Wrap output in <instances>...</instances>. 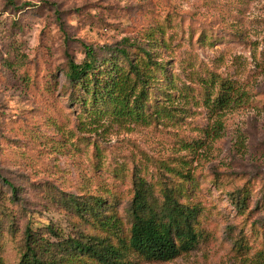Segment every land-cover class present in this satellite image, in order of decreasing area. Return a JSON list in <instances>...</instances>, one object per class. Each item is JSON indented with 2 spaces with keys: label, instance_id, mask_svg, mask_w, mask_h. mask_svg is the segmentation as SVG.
I'll use <instances>...</instances> for the list:
<instances>
[{
  "label": "rangeland",
  "instance_id": "rangeland-1",
  "mask_svg": "<svg viewBox=\"0 0 264 264\" xmlns=\"http://www.w3.org/2000/svg\"><path fill=\"white\" fill-rule=\"evenodd\" d=\"M14 3L0 0V264L20 263L28 227L52 264H97L66 244L127 241L138 180L158 202L182 189L200 237L170 262L128 263L264 264V0ZM125 40L166 69L145 89V120L66 78L83 45L107 57ZM73 200L94 210L81 217Z\"/></svg>",
  "mask_w": 264,
  "mask_h": 264
},
{
  "label": "trees",
  "instance_id": "trees-1",
  "mask_svg": "<svg viewBox=\"0 0 264 264\" xmlns=\"http://www.w3.org/2000/svg\"><path fill=\"white\" fill-rule=\"evenodd\" d=\"M14 6V0H6ZM151 34L147 35L150 38ZM85 59L76 63L67 57L66 78L72 88L82 90L90 96L93 103L112 105L114 115L144 119L143 104L145 89L153 80L157 70L166 72L164 65L157 62L150 47L143 44L122 41L121 46L108 47L107 57H100L95 48L83 45ZM133 49L137 53H133ZM137 87L139 88L137 91ZM224 94L218 97V103H225ZM15 194L16 188L8 183ZM162 201L154 199L151 187L142 180L134 182L133 197L129 208L131 228L127 241L119 240V246L95 244L90 241L73 240L68 248L75 254L87 255L97 264H130L126 261L128 253H135L148 262H170L181 255L188 254L198 244L199 233L196 220L201 214L198 205H184L180 202L182 189H161ZM244 203L245 197L241 199ZM237 198V207L240 208ZM100 206V203L98 204ZM73 212L83 217L93 209L92 204L71 201ZM51 234H55L49 229ZM26 230V252L19 264H52L44 259L38 240ZM41 250V251H40ZM42 257V258H41Z\"/></svg>",
  "mask_w": 264,
  "mask_h": 264
}]
</instances>
